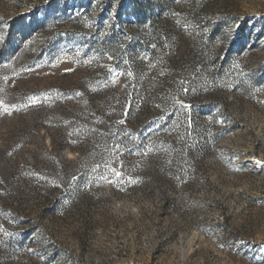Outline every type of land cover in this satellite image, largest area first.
Returning a JSON list of instances; mask_svg holds the SVG:
<instances>
[{"label":"rangeland","instance_id":"1","mask_svg":"<svg viewBox=\"0 0 264 264\" xmlns=\"http://www.w3.org/2000/svg\"><path fill=\"white\" fill-rule=\"evenodd\" d=\"M0 264H264V0H0Z\"/></svg>","mask_w":264,"mask_h":264},{"label":"trees","instance_id":"2","mask_svg":"<svg viewBox=\"0 0 264 264\" xmlns=\"http://www.w3.org/2000/svg\"><path fill=\"white\" fill-rule=\"evenodd\" d=\"M208 49L205 45H195L192 49V60L194 63L203 62L206 59Z\"/></svg>","mask_w":264,"mask_h":264},{"label":"snow or ice","instance_id":"3","mask_svg":"<svg viewBox=\"0 0 264 264\" xmlns=\"http://www.w3.org/2000/svg\"><path fill=\"white\" fill-rule=\"evenodd\" d=\"M4 110L7 111V108H5ZM111 170L114 172V174H115L117 177L121 176V173H120L119 171H115L114 169H111ZM102 179H106V178L102 177ZM129 183H130V184H131V183H135V181H133V180H129Z\"/></svg>","mask_w":264,"mask_h":264}]
</instances>
